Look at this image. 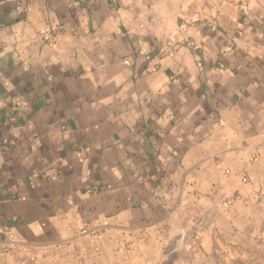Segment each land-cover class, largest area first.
Here are the masks:
<instances>
[{
  "label": "crops",
  "instance_id": "0c3cea01",
  "mask_svg": "<svg viewBox=\"0 0 264 264\" xmlns=\"http://www.w3.org/2000/svg\"><path fill=\"white\" fill-rule=\"evenodd\" d=\"M262 243L264 0H0L1 264Z\"/></svg>",
  "mask_w": 264,
  "mask_h": 264
},
{
  "label": "rangeland",
  "instance_id": "374dc122",
  "mask_svg": "<svg viewBox=\"0 0 264 264\" xmlns=\"http://www.w3.org/2000/svg\"><path fill=\"white\" fill-rule=\"evenodd\" d=\"M198 241H197V243H198ZM262 246H263L261 248L262 257L259 258V259H256L255 264H264V243H262ZM57 252H58V258L57 259L59 260V263L58 262H52V263H49V264H70V261H72L73 258L75 260V263L79 262L77 264H80V263L81 264H93V259L91 257H82V259L81 260L79 259L80 260L79 261L77 259V256H76L77 253H75V252L72 255L71 254L67 255V253L65 251H62L61 249H59ZM77 255L79 256V254H77ZM242 260H245L246 264H254L253 263L254 261H253L252 258L251 259H249V258H246V259H244V258L243 259H241V258L232 259L231 264H234L236 262H238L237 264H243ZM24 261H26V258L22 259V262H24ZM28 261H29V263H27V264H32V263L37 264L38 263L37 260H35V259H29L28 258ZM60 261L61 262L63 261V263H60ZM174 262H175V259H173V258L172 259H169V258L166 259V264H174ZM0 264H1V262H0Z\"/></svg>",
  "mask_w": 264,
  "mask_h": 264
},
{
  "label": "built area",
  "instance_id": "2783aa9c",
  "mask_svg": "<svg viewBox=\"0 0 264 264\" xmlns=\"http://www.w3.org/2000/svg\"><path fill=\"white\" fill-rule=\"evenodd\" d=\"M199 238H200V232L197 231V232H195L194 236L192 237V241L194 243H196L199 240ZM32 264H34V263H32Z\"/></svg>",
  "mask_w": 264,
  "mask_h": 264
}]
</instances>
